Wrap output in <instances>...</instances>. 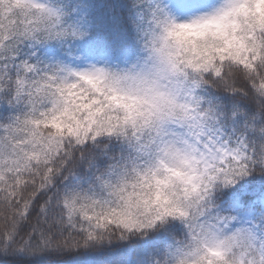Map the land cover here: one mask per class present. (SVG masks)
<instances>
[{"label":"snow or ice","instance_id":"1","mask_svg":"<svg viewBox=\"0 0 264 264\" xmlns=\"http://www.w3.org/2000/svg\"><path fill=\"white\" fill-rule=\"evenodd\" d=\"M15 5L27 26L14 33L0 28V85L9 84L0 92L9 105L0 121L12 113L0 127V264L93 257L72 232L49 223L58 215L71 227L78 214L99 229L117 224L128 232L181 221L190 242L166 250L177 264H231L236 248L242 259L253 253L258 260L251 264H264V145L255 143L264 137V0ZM57 45L83 47V63L36 51ZM37 69L44 72L39 80L18 79ZM50 84L55 94L45 110L25 103L26 90L34 96ZM21 128L33 142L52 130L48 140L57 147L44 154L43 169L33 165ZM77 157L92 171L87 186L73 179ZM173 159L201 170L204 191L194 187L203 207L196 215L161 187L184 174ZM97 190L129 203L138 197L149 211L158 205L159 215L142 222L110 208ZM167 230L178 235L180 224ZM20 232L23 245L16 242ZM104 239L89 230L83 244L91 251Z\"/></svg>","mask_w":264,"mask_h":264},{"label":"clouds","instance_id":"2","mask_svg":"<svg viewBox=\"0 0 264 264\" xmlns=\"http://www.w3.org/2000/svg\"><path fill=\"white\" fill-rule=\"evenodd\" d=\"M0 28H4L5 31L9 29L13 30V33L16 31L23 30L26 26L25 13L16 7L15 0H4L0 4ZM11 9L9 13L8 10ZM36 51L41 52V56L45 59H60L72 63H83L81 58L86 57V50L80 46H73L72 49H68L66 46L57 45L55 47L42 46L41 49ZM123 66V65H121ZM43 68H46L47 65H43ZM44 76V72L37 69L33 71L31 75L26 72H21L18 79L27 78L28 80H39ZM12 88H15V81L12 82ZM170 85L165 84L164 87H169ZM9 87L7 81L0 85V92H3ZM55 94L54 84L47 86L45 91L36 93L34 96L31 93H28L26 90V95L24 98L25 103L29 99L34 101L35 107L43 111L49 104V100L53 98ZM15 99V92L12 93L11 98ZM7 100H0V109L8 107ZM31 109H29L30 111ZM12 113L9 112L5 115L4 121H0V127L4 125L8 117ZM179 131V129H177ZM42 138L33 142L29 135H26V129L18 130V137L25 141V147L27 151L34 153L33 165L35 167L44 168L43 156L45 153H52L56 150L57 145L48 140V137L51 136V129H43ZM6 135V133H4ZM67 140L68 138L65 137ZM112 142L109 141L107 144L101 145L100 147L106 148L109 147ZM255 143L257 145H264V137L256 139ZM119 149L115 152V155H119ZM110 163V161H109ZM173 166L181 167L184 170L182 176H170V183L168 185H161L164 188V191L172 195L174 200H178L183 206L187 207L190 215H196L200 209L203 207L200 204V195L195 189V185L199 184V192L204 191V185L200 176V169L193 168L190 165H184L178 160H171ZM92 171L89 170L87 161H80L77 157V168L75 170L73 179H83L84 184L87 186L91 178ZM161 176L168 175L167 169H162L160 172ZM146 193H150L152 189H141ZM99 199H106L110 201L109 207L119 211H123L125 214H131L136 219L142 222H149L153 217L159 215L157 211L158 205L153 206L149 211L141 201L137 204L138 197H133L132 201L129 203L123 199H120L115 196H109L108 193L100 194L97 190ZM149 203L151 201L149 200ZM50 225L53 229L65 228L68 232L80 239L81 247L84 248V253L93 257L98 258L99 264H177L176 259L170 257L166 254L168 246L176 241L181 243H189L191 240L188 230L184 227V224L177 219H168L165 222L161 223L159 226L154 229H144L128 232L122 226L117 224H109L107 229H99L95 226L92 221L86 220L84 217L79 214L73 218L72 226L70 227L66 221H62L60 216L56 215L50 220ZM179 223L180 231L177 235L175 232H169L168 225ZM4 225L0 223V230H2ZM73 228L76 229L73 232ZM95 231L97 237L101 235L105 236L103 243L97 245L91 251L89 248L85 247L83 244L84 239L87 238L88 231ZM122 236H125L126 239H121ZM155 236L154 240H150V237ZM108 237H110L111 242H108ZM4 237L2 232H0V241H3ZM27 239L25 232H20L16 237V242L19 245H23L24 241ZM136 242H144L143 247L137 249ZM151 245V248H149ZM143 257V259H141ZM231 264H245V261L248 264H251V261L254 259L258 260V256L253 253H249L243 259L241 258L240 249L236 248L229 257Z\"/></svg>","mask_w":264,"mask_h":264},{"label":"trees","instance_id":"3","mask_svg":"<svg viewBox=\"0 0 264 264\" xmlns=\"http://www.w3.org/2000/svg\"><path fill=\"white\" fill-rule=\"evenodd\" d=\"M96 2H99V0H96ZM97 259L96 257H78L75 260L65 257L41 258L34 261L33 264H93V261Z\"/></svg>","mask_w":264,"mask_h":264}]
</instances>
